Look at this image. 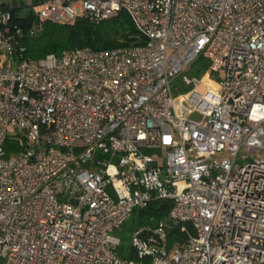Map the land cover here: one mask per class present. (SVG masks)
Listing matches in <instances>:
<instances>
[{
	"label": "built area",
	"instance_id": "1",
	"mask_svg": "<svg viewBox=\"0 0 264 264\" xmlns=\"http://www.w3.org/2000/svg\"><path fill=\"white\" fill-rule=\"evenodd\" d=\"M39 7L57 23L123 10L144 42L24 59L0 1L2 264H264V0ZM199 57L210 80L174 95ZM158 200L167 219L133 230L136 258H120L116 234ZM184 224L194 235L169 251Z\"/></svg>",
	"mask_w": 264,
	"mask_h": 264
},
{
	"label": "trees",
	"instance_id": "2",
	"mask_svg": "<svg viewBox=\"0 0 264 264\" xmlns=\"http://www.w3.org/2000/svg\"><path fill=\"white\" fill-rule=\"evenodd\" d=\"M34 2L36 4L37 0ZM33 6L22 4L19 7H11L4 4L5 9L12 14L13 24L22 29L21 46L24 59L40 60L48 55L60 56L64 52L85 47L92 50H106L137 46L144 42L143 36L123 10L99 22L87 15H81L71 21L57 23L40 20L35 15ZM193 64L195 77L210 80L209 63L206 59L199 57ZM15 147L16 143L7 140L5 143L7 156ZM170 208V201L158 200L152 202L147 208L135 209L130 218L131 225L125 224L120 232L133 231L144 225H154L160 220H166ZM194 233L190 224L171 229L168 234L167 249L169 251L178 249ZM118 255L120 258H136L131 244L126 249L121 242ZM0 264H2L1 260Z\"/></svg>",
	"mask_w": 264,
	"mask_h": 264
},
{
	"label": "rangeland",
	"instance_id": "3",
	"mask_svg": "<svg viewBox=\"0 0 264 264\" xmlns=\"http://www.w3.org/2000/svg\"><path fill=\"white\" fill-rule=\"evenodd\" d=\"M6 5L11 7H19L22 4L25 6H32L36 9L40 8L39 3H36L33 0H0ZM194 77V64L188 67L186 70L182 71L180 75H178L172 82L171 88L174 95L178 93H184L191 88V84H189L190 78ZM127 226L131 225V220L126 223ZM132 230H125L124 232L117 233V237L120 238L121 243L126 247L131 244L132 239Z\"/></svg>",
	"mask_w": 264,
	"mask_h": 264
},
{
	"label": "crops",
	"instance_id": "4",
	"mask_svg": "<svg viewBox=\"0 0 264 264\" xmlns=\"http://www.w3.org/2000/svg\"><path fill=\"white\" fill-rule=\"evenodd\" d=\"M34 1V0H33ZM44 0H37V3H41V2H43ZM1 3H3V2H1ZM4 4V3H3Z\"/></svg>",
	"mask_w": 264,
	"mask_h": 264
}]
</instances>
